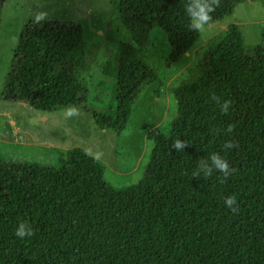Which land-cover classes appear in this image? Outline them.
Here are the masks:
<instances>
[{
    "label": "trees",
    "instance_id": "16d2710c",
    "mask_svg": "<svg viewBox=\"0 0 264 264\" xmlns=\"http://www.w3.org/2000/svg\"><path fill=\"white\" fill-rule=\"evenodd\" d=\"M244 1L215 0L206 25ZM186 3L118 0L115 20L136 46L118 42L102 105L92 103L86 84L93 42L81 25L28 22L6 77L7 98L16 99L13 88L24 81L31 108L77 106L99 129L123 133L144 88L164 85L162 70L142 50L152 29L160 28L170 46L164 69L199 37ZM173 96L177 114L168 133L147 134L152 149L137 185L113 188L101 162L77 147L56 166L0 159V264H264V29L258 44L246 46L239 25H227L195 54ZM224 101L227 112L219 107ZM177 138L188 142L183 151L171 148ZM212 153L228 160L232 174L193 177ZM225 198H235V212L225 209ZM21 220L33 227L31 237L14 235Z\"/></svg>",
    "mask_w": 264,
    "mask_h": 264
},
{
    "label": "rangeland",
    "instance_id": "374dc122",
    "mask_svg": "<svg viewBox=\"0 0 264 264\" xmlns=\"http://www.w3.org/2000/svg\"><path fill=\"white\" fill-rule=\"evenodd\" d=\"M117 3L118 0H2L0 159L56 166L60 157L77 147L101 162L104 180L113 188L137 185L144 177L152 149L147 134L155 128L169 132L170 122L178 111L173 89L194 62L195 54L231 23L239 25L246 46L258 44L264 29V0H245L235 7L231 16L205 25V30L199 31L197 41L179 62L164 69L170 46L166 34L154 27L150 43L142 50L148 61L162 70L164 85L159 89L156 83H152L144 88L121 134L99 129L92 116L77 106L47 112L31 108L26 101L27 83L24 81H18L13 88V95L16 94L17 98H7L6 77L22 29L41 15L42 19L81 25L85 40L93 42L84 71L86 84L91 90L92 103L104 104L113 84L112 64L118 42L136 46L130 33L115 20ZM69 108H74L76 114L68 116Z\"/></svg>",
    "mask_w": 264,
    "mask_h": 264
},
{
    "label": "clouds",
    "instance_id": "9594fccd",
    "mask_svg": "<svg viewBox=\"0 0 264 264\" xmlns=\"http://www.w3.org/2000/svg\"><path fill=\"white\" fill-rule=\"evenodd\" d=\"M215 0H187L185 5V13L189 20V28L194 31H204L205 25L210 20V14L213 12V5ZM43 17L37 15L34 22H40ZM221 112H227L229 109L228 101H224L219 104ZM66 114L72 116L76 114L74 108L67 109ZM231 131V127L228 129ZM187 141L181 138L173 140L171 148L175 151H183ZM225 149L231 150L234 145L230 141H226L224 145ZM213 171L218 172L227 179L232 174V168L229 165L227 159L218 153H212L208 156L207 160H200L197 163L196 171L193 173V177H207ZM223 206L225 209L235 212L236 200L235 198H225L223 201ZM34 234L33 227L27 221H18L14 229V235L20 239H25L26 237H31Z\"/></svg>",
    "mask_w": 264,
    "mask_h": 264
}]
</instances>
